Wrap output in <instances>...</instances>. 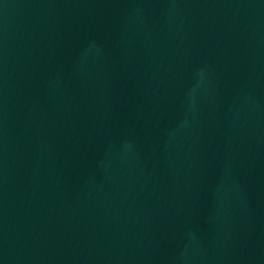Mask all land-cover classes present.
<instances>
[{
	"label": "water",
	"instance_id": "water-1",
	"mask_svg": "<svg viewBox=\"0 0 264 264\" xmlns=\"http://www.w3.org/2000/svg\"><path fill=\"white\" fill-rule=\"evenodd\" d=\"M0 264H264V0H0Z\"/></svg>",
	"mask_w": 264,
	"mask_h": 264
}]
</instances>
